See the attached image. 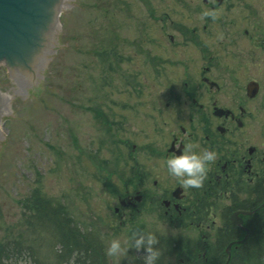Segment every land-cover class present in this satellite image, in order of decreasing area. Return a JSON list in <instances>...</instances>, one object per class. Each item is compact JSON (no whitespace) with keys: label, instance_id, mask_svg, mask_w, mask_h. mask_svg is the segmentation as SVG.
Segmentation results:
<instances>
[{"label":"rangeland","instance_id":"obj_1","mask_svg":"<svg viewBox=\"0 0 264 264\" xmlns=\"http://www.w3.org/2000/svg\"><path fill=\"white\" fill-rule=\"evenodd\" d=\"M188 1H70L59 18L56 53L49 56L37 93L28 90L25 102L14 96V102H8L10 111H16L14 116H2L0 239L22 234L47 258V264H59L56 251L61 236L54 223L34 220L31 227L25 221L23 200L37 187V195L48 201L49 208H57L59 215H68L90 232L88 241L102 250L105 263L114 264L105 255L108 241L132 231L158 236L162 253L158 264L189 263L188 256L196 254L194 246L202 244V234L213 231L207 229L208 222L176 225L148 204L141 212L129 208L123 215L120 204L127 189L134 193L140 172L147 180V187L141 186L145 191L152 190L158 172L168 183L151 151L154 145L162 149V134L157 137L156 128L149 129L143 122L135 120L134 125L130 121L134 108L124 109L121 102L133 98L124 78L135 72L141 84L137 120L151 111L156 94L158 105L168 99L163 91L168 81L153 78L150 61L154 56L182 57L181 30ZM170 34L176 43L172 44ZM162 77L169 78L166 72ZM9 86L1 65L0 91ZM99 105L107 112L105 105H109L117 116L119 111L124 117L127 114V123L107 128L89 110ZM130 254L134 264H143L141 253L130 250ZM121 264L129 261L123 259Z\"/></svg>","mask_w":264,"mask_h":264},{"label":"flooded vegetation","instance_id":"obj_2","mask_svg":"<svg viewBox=\"0 0 264 264\" xmlns=\"http://www.w3.org/2000/svg\"><path fill=\"white\" fill-rule=\"evenodd\" d=\"M205 11L214 17L202 16ZM184 16L182 57L150 61L153 78L168 81L163 89L168 99L158 105L156 94L151 111L137 120L139 77L135 72L124 78L133 98L121 105L134 108L130 121L156 128L157 137L164 138L162 149L154 145L151 151L168 183L158 172L152 190L145 191L141 186L147 187V180L140 172L134 193L127 189L121 198L123 215L148 204L176 225L208 222L213 231L202 234L193 253L224 264L228 259V264L232 259L264 264V0H189ZM105 107L108 112L100 105L89 110L107 128L127 123V114L117 116ZM185 144L194 145L197 153L215 152L199 188L181 187L165 165L168 156L177 154V145Z\"/></svg>","mask_w":264,"mask_h":264},{"label":"water","instance_id":"obj_3","mask_svg":"<svg viewBox=\"0 0 264 264\" xmlns=\"http://www.w3.org/2000/svg\"><path fill=\"white\" fill-rule=\"evenodd\" d=\"M70 1L0 0V66L10 83L0 91V151L5 150L2 116L16 112L8 102L14 96L25 102L28 90L37 93L49 56L56 53L59 17Z\"/></svg>","mask_w":264,"mask_h":264},{"label":"trees","instance_id":"obj_4","mask_svg":"<svg viewBox=\"0 0 264 264\" xmlns=\"http://www.w3.org/2000/svg\"><path fill=\"white\" fill-rule=\"evenodd\" d=\"M38 191L36 187L33 194L23 200V206L27 211L25 221L29 222L31 227L34 220L54 223L61 236L56 251L58 263L64 264L67 260L68 263L79 264L82 260L80 264H87L85 262L90 264V261L92 264H107L102 250H97L89 243L90 232L81 229L68 215H59L57 208H49L48 201L37 195ZM34 215L36 219L33 218ZM100 257L103 263L99 261ZM46 262L47 258L22 234L13 237L8 235L0 239V264H47ZM188 262V264H224L223 260L217 262L214 256L196 254L188 256ZM230 264L236 263L232 259Z\"/></svg>","mask_w":264,"mask_h":264},{"label":"clouds","instance_id":"obj_5","mask_svg":"<svg viewBox=\"0 0 264 264\" xmlns=\"http://www.w3.org/2000/svg\"><path fill=\"white\" fill-rule=\"evenodd\" d=\"M202 16H213L211 11H205ZM179 139V138H178ZM180 143H183L180 140ZM195 146L185 144L183 148L177 145V154L170 155L165 160L168 172L178 178L180 186L184 188H199L206 177L208 164L215 160V152L202 150L200 153L193 151ZM158 236L152 232L132 231L123 238H113L108 241L105 248V255L112 259L114 264H121L127 259L129 264H134L130 259V250L141 253L143 264H158L161 257V250Z\"/></svg>","mask_w":264,"mask_h":264},{"label":"bare ground","instance_id":"obj_6","mask_svg":"<svg viewBox=\"0 0 264 264\" xmlns=\"http://www.w3.org/2000/svg\"><path fill=\"white\" fill-rule=\"evenodd\" d=\"M52 54V53H51Z\"/></svg>","mask_w":264,"mask_h":264}]
</instances>
